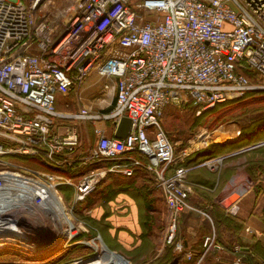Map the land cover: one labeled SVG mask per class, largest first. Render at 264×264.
I'll return each mask as SVG.
<instances>
[{
    "label": "built area",
    "instance_id": "obj_1",
    "mask_svg": "<svg viewBox=\"0 0 264 264\" xmlns=\"http://www.w3.org/2000/svg\"><path fill=\"white\" fill-rule=\"evenodd\" d=\"M92 71L117 80L114 106L59 111L57 96L78 89ZM255 89H264V0H0V133L8 143L0 144V201L18 203L0 215V229L45 222L38 226L50 235L42 244L56 238L64 250L83 244L93 252L89 258L99 256L96 244L104 238L96 229L85 234L91 230L78 208L111 175L140 169L152 174L168 209L164 246L183 250L180 215L193 210L209 217L188 202L195 186L204 187L190 181V171L220 175L229 159L264 147V139L183 164L193 151L176 155L161 124L165 108L185 98L209 109ZM125 115L132 120L125 137L95 126L96 144L85 146L82 123L111 121L116 132ZM26 158L42 159L54 171L25 168ZM244 169L215 198L227 215H237L252 189ZM64 185L73 189L70 204ZM41 191L47 199L28 196ZM7 234L1 231L0 243L22 242ZM204 246L221 248L215 234Z\"/></svg>",
    "mask_w": 264,
    "mask_h": 264
},
{
    "label": "rangeland",
    "instance_id": "obj_2",
    "mask_svg": "<svg viewBox=\"0 0 264 264\" xmlns=\"http://www.w3.org/2000/svg\"><path fill=\"white\" fill-rule=\"evenodd\" d=\"M250 76L254 82H257V75L250 74ZM241 97H239L241 99L239 101L237 100L239 98H235L234 100L237 101L209 109H202L200 106L195 105L192 100L185 98L175 100L167 105L161 124L169 138L176 145V155H180L185 150L194 151L206 148L212 141L220 142L228 138L230 139L236 135L237 131L253 126L256 120L257 125L263 121L264 92L258 91L246 97ZM109 108H112V105ZM109 108L107 110L101 109L99 112H107L110 110ZM64 109L69 110L68 107H64ZM65 122L71 123V121ZM74 122L77 123V121ZM101 122L107 126L111 123V121L106 120H101ZM81 125L82 141L86 147H94L97 141V136L94 132L95 123L87 121ZM1 135L0 144L7 145L8 143L4 141L3 134ZM255 152H257V174L252 166L249 168L245 167L246 169L244 170L245 174L252 180V188H257V194L260 195V198L264 199V147H260L257 151L250 154H255ZM20 163L25 168L54 171L42 159L38 158L25 159ZM95 166H84L80 169V172H88L95 168ZM241 166L243 165L241 164ZM71 173H73V170ZM71 175L75 176L76 173ZM110 178L112 179L106 181L108 184L102 188L100 185L101 189L99 188L95 195H90L88 200L79 206L78 212L80 218L92 227L90 228L87 225L91 232H85V234L93 236L100 232L104 238V241L100 240V243L96 244L99 249V256L89 258L93 252L90 251L89 247H84L83 244H72L68 250H64L63 246L58 244L50 252L34 251L32 250L34 245L31 244V241L39 240V244H42L40 239L44 236V240L50 234L46 235V229L40 226H33L31 228L28 226L20 229L22 236L27 238L26 240H22V242L0 243V264H69L79 257H82L84 260L89 258L86 261L90 264H97L96 262L104 264H131L126 257L125 251L118 248V250L115 249L116 247L112 246L108 240L111 235V226L115 222H120V220L126 218L130 212L129 209L128 211L126 210V202H137L139 207L137 219L154 223L151 229H154L155 232H160V235L164 234L165 236L166 234L169 225V213L165 202L161 201L162 198L160 196L153 194L152 197H149L151 191L156 188L147 186L146 183H139L135 177H126L120 173H115ZM60 190L66 202L70 204L73 194L72 187L64 185L60 187ZM152 202L154 204L151 205ZM260 202L261 200L257 195V216L259 218L258 205ZM261 219H264V216H261ZM95 229L98 232L95 233ZM45 245L47 244L38 246V249L43 250V246ZM109 248L113 249L117 256ZM259 249L260 247L257 245V251ZM239 258L244 260L241 255ZM80 264H84V262Z\"/></svg>",
    "mask_w": 264,
    "mask_h": 264
},
{
    "label": "crops",
    "instance_id": "obj_3",
    "mask_svg": "<svg viewBox=\"0 0 264 264\" xmlns=\"http://www.w3.org/2000/svg\"><path fill=\"white\" fill-rule=\"evenodd\" d=\"M106 85H108L107 88ZM116 92L117 80L115 78L102 77L96 71H92L78 89L72 90L68 95L59 94L57 96V109L62 112H76L83 106L94 111L107 110L111 105L114 106ZM64 107H68L69 110ZM94 123L95 126L106 129L109 135L115 136L113 122L108 126L101 121ZM239 133L240 131H237L234 137ZM252 152L254 151L229 159L220 175L206 168H195L190 171V181L204 187L195 186L189 194L188 202L198 209H203L209 217L193 210H185L180 215L177 240L183 243V250L177 251L173 247L169 249L164 246V234L160 235V232L151 229L154 223L137 219L139 207L135 201L126 202V210L129 209V214L111 226V235L108 239L110 244L116 247L115 249L125 251L131 264H169L178 256L181 257L179 264H245L242 254L244 260L237 261L241 251L254 255L260 264H264L263 256H257V242L264 245V219H261V216H264V199L257 194V188H252L240 201L236 216L225 214L222 208L215 205L217 195L242 167L252 166L256 172L257 152L250 154ZM194 164L196 163L189 165ZM110 177L108 179L113 178ZM126 177H135L139 183H146L147 186L157 189L152 174L145 170L138 169L132 177ZM106 181L101 184V188L108 184ZM99 188L93 193L94 195ZM156 189L151 191L149 197L157 194L162 198L161 201L165 202L160 190ZM257 195L261 200L258 205L260 218L257 216ZM111 203L114 204L113 201ZM212 234H215V239L221 248L204 246L205 238ZM237 247L241 248V251H237Z\"/></svg>",
    "mask_w": 264,
    "mask_h": 264
},
{
    "label": "trees",
    "instance_id": "obj_4",
    "mask_svg": "<svg viewBox=\"0 0 264 264\" xmlns=\"http://www.w3.org/2000/svg\"><path fill=\"white\" fill-rule=\"evenodd\" d=\"M258 91L264 92V90H250V91H247L243 95V97H246V96H248L252 93L258 92ZM243 97H241V98H243ZM237 100L239 101L241 99L239 98ZM237 100L233 99V101L230 100V101H227L225 103L218 104V105H225L229 102H234ZM218 105H216V106H218ZM263 139H264V119L258 125H257V120H256L254 122L253 126H250L247 129L241 130L238 136H236L234 138L227 139L223 142H213L206 148H201L197 151H194L193 153H191L190 155H188L186 157L183 164L189 165V164H192L194 162L198 163V162L203 161L205 159L215 157L217 155L226 153L230 150L238 149L242 146H245V145H248V144H251L253 142L263 140ZM26 159L28 160L30 158H26ZM78 210H79V208H78ZM225 216H227V215H225ZM257 245L260 247V249L257 251V256L261 255L264 258V245H262L259 241L257 242ZM167 248L172 249V246H167ZM241 254L244 255V259H245L244 263L245 264H248V263L260 264L256 260L254 255H251L250 253L248 254V252H245V251H241L240 255Z\"/></svg>",
    "mask_w": 264,
    "mask_h": 264
},
{
    "label": "bare ground",
    "instance_id": "obj_5",
    "mask_svg": "<svg viewBox=\"0 0 264 264\" xmlns=\"http://www.w3.org/2000/svg\"><path fill=\"white\" fill-rule=\"evenodd\" d=\"M1 174V173H0ZM33 195H35V196H33ZM28 196H29V198L30 199H32V200H34V199H39V200H44V199H47L46 198V194L45 193H43V191H41V192H38V195H37V193L35 192L34 194L33 193H29L28 194ZM54 196V195H53ZM58 197V196H57ZM18 205V203H16L14 200H8L6 203H1V201H0V215L1 214H3V213H5V212H9L10 211V208L11 209H14L16 206ZM57 217V216H56ZM45 224V222H40V223H36V224ZM38 225H36V226H38ZM35 226V225H34ZM41 227L43 226V225H40ZM31 227H33V226H30V228ZM20 229H22V228H18V227H16V226H14V227H8V228H6L5 229V227L4 226H2L1 227V229H0V233H1V231H3V232H8L9 234H7L8 236H10V237H15L17 240L18 239H20V240H26L27 238L26 237H23L22 236V233H21V230ZM4 235V234H3ZM54 239V241L52 240L50 243H47V245H45V246H43V250H40V249H38V246H40V245H42V244H39V242H38V240H33V241H31L32 243L31 244H33L34 246H33V249L32 250H34V251H39V252H41V251H43V252H50L51 250H53L56 246H57V244H58V242L56 241V238H53ZM2 241H4V240H0V242H2ZM29 244V243H28ZM32 247V246H31ZM90 264L89 262H87V261H84V264ZM97 264H104V263H100V262H96Z\"/></svg>",
    "mask_w": 264,
    "mask_h": 264
},
{
    "label": "water",
    "instance_id": "obj_6",
    "mask_svg": "<svg viewBox=\"0 0 264 264\" xmlns=\"http://www.w3.org/2000/svg\"><path fill=\"white\" fill-rule=\"evenodd\" d=\"M131 126H132V120L126 115L123 116L119 121V125L118 128L116 129L115 136L118 138L125 137L131 130ZM180 259L181 257L178 256L169 264H179Z\"/></svg>",
    "mask_w": 264,
    "mask_h": 264
}]
</instances>
